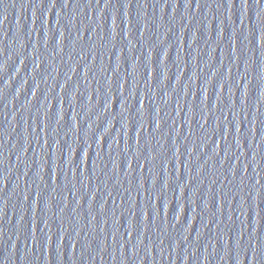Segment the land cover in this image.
<instances>
[{
  "label": "water",
  "instance_id": "95a60500",
  "mask_svg": "<svg viewBox=\"0 0 264 264\" xmlns=\"http://www.w3.org/2000/svg\"><path fill=\"white\" fill-rule=\"evenodd\" d=\"M0 264H264V0H0Z\"/></svg>",
  "mask_w": 264,
  "mask_h": 264
},
{
  "label": "snow or ice",
  "instance_id": "6c2138e0",
  "mask_svg": "<svg viewBox=\"0 0 264 264\" xmlns=\"http://www.w3.org/2000/svg\"><path fill=\"white\" fill-rule=\"evenodd\" d=\"M106 3H110L111 0H105ZM243 3H247V0H242ZM261 0H256L257 5H259ZM68 0H65V6H67ZM3 66H0V70H2ZM0 95H2V90H0Z\"/></svg>",
  "mask_w": 264,
  "mask_h": 264
}]
</instances>
